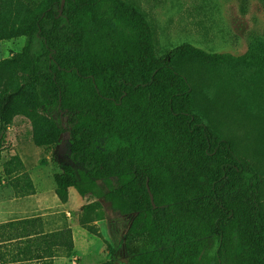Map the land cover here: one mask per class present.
Returning a JSON list of instances; mask_svg holds the SVG:
<instances>
[{"label":"trees","instance_id":"16d2710c","mask_svg":"<svg viewBox=\"0 0 264 264\" xmlns=\"http://www.w3.org/2000/svg\"><path fill=\"white\" fill-rule=\"evenodd\" d=\"M101 1L66 0L60 13L61 0H0V41L27 37L21 52L0 60V156L17 114L31 118L38 146L68 133L56 194L65 200L74 187L91 198L86 217H108L104 202L134 214L128 264H264L263 174L207 119L199 96H210L193 68L216 79L209 89L221 81L263 104L264 37L241 55L190 42L160 54L136 5L110 0L102 15ZM99 41L111 48L105 60L94 51ZM169 235L175 242L160 249Z\"/></svg>","mask_w":264,"mask_h":264},{"label":"rangeland","instance_id":"374dc122","mask_svg":"<svg viewBox=\"0 0 264 264\" xmlns=\"http://www.w3.org/2000/svg\"><path fill=\"white\" fill-rule=\"evenodd\" d=\"M127 1L136 5L151 23L160 54L190 42L207 51L241 55L255 37H264V0ZM109 5L110 0L101 1L102 15L108 14ZM85 21L89 24V17ZM26 41V36L0 41V60L21 52ZM94 51L103 60L111 54L106 41H99ZM193 68L199 88L208 90L210 96L209 99L203 93L199 96L201 108L208 109L207 119L258 166L264 179V103L254 105L244 93L227 92L230 89L223 88L221 81L209 89L216 79L207 73L210 77L205 82L199 75L206 74L205 70L199 66ZM59 141V144L38 146L33 139L31 118L21 113L11 119L0 156V221L18 219L0 224V231L7 230L10 237L18 240L5 246L17 247L23 243L30 248H51L52 245L59 255L57 260L64 264H80L88 258L94 264L109 259L115 264H128L124 236L134 214L112 211L104 202L108 217L96 219L95 213L86 217L84 205L91 198L81 196L74 187L69 188L65 200L59 198L55 176L59 161L70 160L68 133ZM10 163L14 167L8 174ZM174 219L172 214L169 233ZM5 234L1 239L9 238ZM50 234L54 236L47 237ZM174 242L169 235L160 242V249H169ZM223 264L230 263L225 260Z\"/></svg>","mask_w":264,"mask_h":264},{"label":"crops","instance_id":"0c3cea01","mask_svg":"<svg viewBox=\"0 0 264 264\" xmlns=\"http://www.w3.org/2000/svg\"><path fill=\"white\" fill-rule=\"evenodd\" d=\"M1 212L4 213L3 210H1ZM16 219L18 218L3 219L0 221V224H4L5 222ZM5 233L9 234L7 230H3V232L0 231V244L4 245V248L2 246L0 248V264H53L52 260L54 258V264H64V262L57 260L59 255L57 254L58 252L55 250V248H52V245H50L51 248L41 246L30 248L26 245L24 246L23 243H20L17 247H13L10 244L5 246V244L13 243V241L18 240L10 237L11 234L7 236V238L9 237L8 239H1L2 235L6 236ZM57 247L60 248V246ZM90 261L91 259L89 258L85 260L83 259L80 264H94L90 263Z\"/></svg>","mask_w":264,"mask_h":264},{"label":"water","instance_id":"95a60500","mask_svg":"<svg viewBox=\"0 0 264 264\" xmlns=\"http://www.w3.org/2000/svg\"><path fill=\"white\" fill-rule=\"evenodd\" d=\"M65 4H66V0H61L60 13H62ZM63 135H64V133H62V134L60 135V137H59L60 140L62 139V136H63ZM148 189H149V191H150V187H149V186H148ZM150 194H151L152 202H153V204H155V203H154V195H153L151 192H150Z\"/></svg>","mask_w":264,"mask_h":264}]
</instances>
